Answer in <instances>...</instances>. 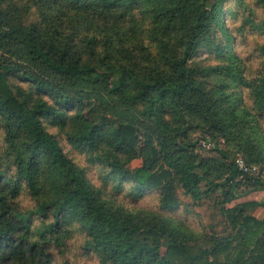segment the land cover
Instances as JSON below:
<instances>
[{
    "label": "trees",
    "instance_id": "obj_1",
    "mask_svg": "<svg viewBox=\"0 0 264 264\" xmlns=\"http://www.w3.org/2000/svg\"><path fill=\"white\" fill-rule=\"evenodd\" d=\"M50 127L160 210L219 190L207 232L112 211ZM237 154L264 168V0H0V264H56L76 231L97 264H264V215L236 195L264 182Z\"/></svg>",
    "mask_w": 264,
    "mask_h": 264
},
{
    "label": "rangeland",
    "instance_id": "obj_2",
    "mask_svg": "<svg viewBox=\"0 0 264 264\" xmlns=\"http://www.w3.org/2000/svg\"><path fill=\"white\" fill-rule=\"evenodd\" d=\"M239 47L235 49L238 50ZM207 57L206 48L200 47L194 55V60H199ZM129 117L131 113H124ZM114 127L118 124V119L115 116L109 115ZM53 132H58L57 127H50ZM59 133V132H58ZM59 142L64 147L65 151L73 158L80 166H83L86 175L90 180V184L95 187L103 188V193L100 199L112 210L117 213L125 214L132 217L140 225L158 224L163 225L170 232V235L176 240L198 238L205 228V222H201L200 218L207 219V215L214 209H218L222 204L219 190L209 192L200 201L195 203L183 202L169 210H160L158 208V197L156 190L142 189L138 192H133L130 184L125 182L123 187H117L116 181H103L104 170H101L96 165L90 164L87 161V156L84 151L76 145L71 144L65 135L58 134ZM189 137L198 141L202 138L208 139L215 144V148L210 150L198 149V152L205 156H211L215 153L216 148H221L224 145V140L221 138L212 139L208 134H203L198 131L190 132ZM140 154L128 163V167L135 166L140 163ZM264 172V168L261 169ZM216 176V175H215ZM242 190H237L236 195L242 198ZM249 194V193H247ZM237 198V199H238ZM236 204L235 201L230 204H225L226 207H231ZM204 219V221H205ZM205 232L206 229L204 230ZM83 233L74 232L71 239L68 241V247L63 254H56V264H64L68 261L72 264H97V258L88 253L82 248Z\"/></svg>",
    "mask_w": 264,
    "mask_h": 264
},
{
    "label": "built area",
    "instance_id": "obj_3",
    "mask_svg": "<svg viewBox=\"0 0 264 264\" xmlns=\"http://www.w3.org/2000/svg\"><path fill=\"white\" fill-rule=\"evenodd\" d=\"M197 146L200 149H204V150H210L212 148H215L214 142H212L208 139H205V138L198 140ZM233 163L240 172L250 173V174L254 175L255 177H259L264 182V172L261 171L260 168L257 167L256 165L247 164L241 155L237 154L233 159Z\"/></svg>",
    "mask_w": 264,
    "mask_h": 264
},
{
    "label": "crops",
    "instance_id": "obj_4",
    "mask_svg": "<svg viewBox=\"0 0 264 264\" xmlns=\"http://www.w3.org/2000/svg\"><path fill=\"white\" fill-rule=\"evenodd\" d=\"M239 202H255L252 205L246 206V211L256 217H262L264 215V190H257L249 192V194L243 195L242 198H238Z\"/></svg>",
    "mask_w": 264,
    "mask_h": 264
}]
</instances>
